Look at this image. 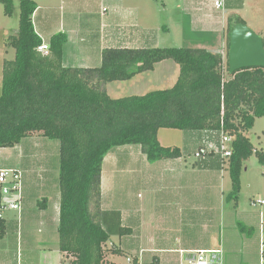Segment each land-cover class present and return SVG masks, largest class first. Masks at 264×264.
I'll return each mask as SVG.
<instances>
[{
    "label": "trees",
    "instance_id": "1",
    "mask_svg": "<svg viewBox=\"0 0 264 264\" xmlns=\"http://www.w3.org/2000/svg\"><path fill=\"white\" fill-rule=\"evenodd\" d=\"M16 2L20 29L6 41L16 59L3 64L0 149L14 148L36 133L60 141L59 249L70 264H106L108 255H122L116 245L106 248L112 236L131 231L121 227L118 212L102 210L104 160L113 149L128 145L140 146L150 163L181 158L180 148L161 145L162 129L204 133L208 143L218 142L223 133L231 137L228 200L238 201L244 163L255 154L264 166V153L246 136L264 117V68L229 72L230 35L237 24H246L241 16L228 19L226 61L223 53L205 49L109 48L99 67L67 68L68 36L54 35L47 43L49 54H42L38 48L44 41L33 23L38 5L35 0H0L6 16L14 15ZM166 60L180 67L173 88L109 96L107 84L130 81Z\"/></svg>",
    "mask_w": 264,
    "mask_h": 264
},
{
    "label": "crops",
    "instance_id": "2",
    "mask_svg": "<svg viewBox=\"0 0 264 264\" xmlns=\"http://www.w3.org/2000/svg\"><path fill=\"white\" fill-rule=\"evenodd\" d=\"M187 2L191 13L201 14L204 21L218 20L222 30L228 24V16L238 15L245 4V0H228L221 11L215 8V0ZM36 3L38 9L33 23L44 43L59 33L68 36L63 52V64L67 68H96L101 66L105 49L130 48L113 45L122 38L107 35L110 27L114 31L123 27L139 30L138 41L147 37V34L142 36L145 30L142 26L149 27L153 21V16L143 14V0H44ZM96 3H100V11L103 7L108 9L104 15L100 14L98 21L94 17ZM66 13L71 15L67 18ZM85 13L86 23L81 24L79 16ZM224 34L221 49L212 52H224ZM179 76V65L166 60L156 64L153 71L139 74L130 81L109 83L106 88L112 96L110 85L117 83L113 90L116 94L117 88L124 84L129 88L128 97L143 96L162 90L161 86L173 88ZM174 135H179L180 143H173ZM158 138L162 146L180 148L183 156L150 163L140 146L128 145L115 148L104 160L102 210L118 212L121 227L131 231L129 235L118 237L119 243L115 244L122 254H129L127 259L131 258L135 264H195L197 252L206 251L212 264H259L264 214L260 211L259 217L254 218L251 213L240 212L238 203L236 209L226 206L225 193L230 190V183L232 187L231 178L226 177L227 163L222 165L213 157L194 158L207 142L205 134L162 129ZM4 150L7 149H0V169L23 172L24 200L21 211H0V264H59L60 257L63 263H69L59 249L60 200L53 205L44 197V204L39 199L32 200L29 188L35 181L32 179L35 170L24 162L26 152L14 160L18 168H9L11 158L3 155ZM112 172L116 189L114 200H107ZM253 206L264 205L253 202ZM238 212L242 213L241 220L246 226L241 222L236 224ZM114 258L112 256L110 262L117 264Z\"/></svg>",
    "mask_w": 264,
    "mask_h": 264
},
{
    "label": "rangeland",
    "instance_id": "3",
    "mask_svg": "<svg viewBox=\"0 0 264 264\" xmlns=\"http://www.w3.org/2000/svg\"><path fill=\"white\" fill-rule=\"evenodd\" d=\"M35 1L38 3L44 2V0ZM99 6L100 3H98V5L96 3V8L94 11V17L97 18V21L100 19V14L104 15L108 11V9L104 7L100 11ZM141 9L144 16H153V21L149 23V27L142 26L145 28V30L142 31L144 32L142 33V36H146L147 34V37H142V39L140 38L137 41L136 37L138 35L136 33L140 32L139 30H130L123 27L116 28V31H114L113 28L110 27L109 30H106L107 35L108 33L113 35L115 34V36L122 38L121 41L118 40L113 42V45L116 47L126 45V47H130L131 49L143 47L148 49L184 48L214 51L221 49L223 43V32H225V48L223 55L226 61V38L228 25L224 26L222 30V25L218 20H202L200 18L201 14L191 13L189 11L187 0H143V8ZM68 15L70 16L71 13H66L65 17L68 18ZM238 15L242 17V19L246 22V25L256 34L260 36L264 34V0H245L244 8L238 11ZM86 16V13L84 16H79V19H81V24L86 23ZM230 16H228V18ZM19 29V2H16L15 13L11 17L5 15L4 7L0 4V95L2 92L3 64L5 61H14L16 59V51L13 48H8L6 46V41L11 37L17 36ZM95 30H97V27ZM95 52L98 54L97 51ZM74 56L77 57L75 53ZM91 63L94 65L93 62ZM116 84L114 83L109 87L112 91V96H110L111 98L119 99L128 97V95H130L128 86L124 84L120 85L123 88H117L119 92L114 94L113 90L114 85ZM161 87H164V90L168 89L167 86ZM176 134H179V132ZM35 135L38 136L33 139L28 137V139L22 141L21 144L17 145L15 148H6L7 150H4L3 155L11 158L10 161L12 166L8 164L9 168H18L13 164V162L15 159L18 160L19 156H22L23 152H26L27 155L26 158H24V162L33 166L35 170L32 172V179L35 181L30 184L31 186L29 188V194L32 200H34V198L36 200L39 199L41 204H44L46 200H49L50 205H53L54 202L56 200H60L61 197L59 188L60 141L56 139L45 138L42 134L38 133ZM247 137L251 140L252 145L257 151L264 153V117L258 118L256 120L254 127L247 133ZM179 138V135H174L172 136L171 140L174 141L173 143H180L178 142ZM32 156L34 158H31ZM112 173V177L110 178L111 183L108 190L109 196L107 195V200H114V191L116 188L114 172ZM229 176L230 174L226 172L227 179L230 178ZM229 189L230 190L225 193L227 198L225 204L228 206V208L233 207L236 209V205L238 203L240 212L243 211L246 213H251L253 214L254 218L256 216L259 217L260 211H262L264 214V206H253V202L255 201H264V166L259 163L255 154L244 163L241 173V189L237 202L234 200H228V196L232 191L231 183ZM42 197L45 198V201H43L44 199H42ZM241 214L242 213L238 212V215L236 216V224L241 222L240 224L242 226H246V222H242L241 220ZM262 227L264 239V218ZM118 243V237L112 236L110 242L106 245V248L111 250L113 245H118ZM128 255L129 254L126 253L120 256H115L114 261L117 262V264H128ZM110 259H112V256L108 255L106 264H114L110 262ZM62 261L63 260L60 257L59 264L70 263H63Z\"/></svg>",
    "mask_w": 264,
    "mask_h": 264
},
{
    "label": "built area",
    "instance_id": "4",
    "mask_svg": "<svg viewBox=\"0 0 264 264\" xmlns=\"http://www.w3.org/2000/svg\"><path fill=\"white\" fill-rule=\"evenodd\" d=\"M228 0H215L214 6L217 10L223 11ZM49 45L43 43L38 51L44 55L49 54ZM233 140L227 134H221L218 142H206L194 155L197 160L208 159L209 156L218 157L221 162L228 163L232 156ZM23 172L18 169H0V211L13 210L21 211L24 200L23 196ZM255 205H264V201L254 202ZM263 233V227L261 226ZM263 236V235H262ZM128 264H134L131 258L127 259ZM195 264H212L208 252L200 251L196 254ZM259 264H264V239L261 237L259 248Z\"/></svg>",
    "mask_w": 264,
    "mask_h": 264
},
{
    "label": "water",
    "instance_id": "5",
    "mask_svg": "<svg viewBox=\"0 0 264 264\" xmlns=\"http://www.w3.org/2000/svg\"><path fill=\"white\" fill-rule=\"evenodd\" d=\"M229 72L264 68V40L246 24H237L230 35Z\"/></svg>",
    "mask_w": 264,
    "mask_h": 264
}]
</instances>
